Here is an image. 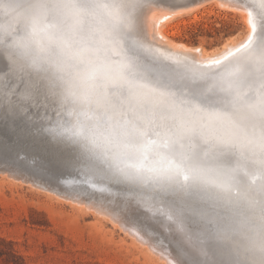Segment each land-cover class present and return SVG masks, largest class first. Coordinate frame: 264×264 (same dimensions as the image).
<instances>
[{"label":"snow or ice","instance_id":"1","mask_svg":"<svg viewBox=\"0 0 264 264\" xmlns=\"http://www.w3.org/2000/svg\"><path fill=\"white\" fill-rule=\"evenodd\" d=\"M178 7L0 0V55L15 63L0 76V126L60 146L75 183L116 188L147 214L142 229L171 234L172 264H264V0L258 20L248 11L257 42L200 74L146 44V13Z\"/></svg>","mask_w":264,"mask_h":264},{"label":"rangeland","instance_id":"2","mask_svg":"<svg viewBox=\"0 0 264 264\" xmlns=\"http://www.w3.org/2000/svg\"><path fill=\"white\" fill-rule=\"evenodd\" d=\"M228 7L203 1L191 13L169 19L165 29L178 43L214 50L231 37L239 40L248 28L243 13ZM0 264L166 263L90 208L0 171Z\"/></svg>","mask_w":264,"mask_h":264},{"label":"bare ground","instance_id":"3","mask_svg":"<svg viewBox=\"0 0 264 264\" xmlns=\"http://www.w3.org/2000/svg\"><path fill=\"white\" fill-rule=\"evenodd\" d=\"M187 1H192L188 5L190 6L189 8L164 11L160 9H152L151 11H148L146 13L145 27L146 31L148 32V40L146 41V44L154 54L160 57L167 58L169 61L179 60L180 63L186 66L189 70L194 73L200 74L205 71L204 65H206L209 60L219 58L228 50H234L242 43L247 42L250 36H253L252 39L257 36L258 23L257 31L255 34H253L251 25L248 23L250 19L248 16V11H252L253 18L258 20V12L260 11L261 0H257V3L253 0H243L241 2L245 5L244 7H236L237 0H223L224 3L222 2V0H213L218 5L226 8H229L228 6L231 7V5L228 4H231L232 2L235 6H233V8L231 7V9H238L243 13V18H245L248 26L245 35L239 40H235L231 37L223 46L211 51H208L204 47L202 49L199 48V51H197L198 48L190 47L183 43H178L171 38V32L165 29L169 19L177 18V15L182 16L181 14L184 15L188 14L189 12L191 13L196 8L198 9L199 6L202 5L203 1L204 3H206V0ZM179 4L180 3H178V5ZM184 5L185 3L183 5L181 3L179 6L183 7ZM139 14L140 13H136V15ZM164 16H168L169 19L164 20ZM0 167V171L4 172L5 175H11L15 178H18L21 182L31 184L38 189L44 190L48 193H52L60 198L73 202L76 205L78 204L83 207L90 208L92 212L96 214L98 213L105 219L112 222L116 227L121 228L132 238L146 245L148 249H150L156 256L162 259L166 264H172L175 257V252L173 250V245L169 243V241L172 239L171 234L165 233L166 235H163V233L158 231L156 228L149 226L150 230L155 233L154 235H150L149 232H146L137 223L138 218L135 217L134 212L132 211L133 209L120 207L119 201L116 199L114 194H110V196L107 197L91 195L81 197L80 199H74L72 196V193L74 192L67 191L66 189H61L52 183H48L41 177L34 175L32 171H26L23 168V165H16V167L14 166L13 168L5 166ZM145 223L148 224L147 221H145Z\"/></svg>","mask_w":264,"mask_h":264},{"label":"water","instance_id":"4","mask_svg":"<svg viewBox=\"0 0 264 264\" xmlns=\"http://www.w3.org/2000/svg\"><path fill=\"white\" fill-rule=\"evenodd\" d=\"M185 1L187 0H177V3H183ZM253 1L257 3V0ZM2 17L3 13H0V18ZM258 37L259 24L257 36L252 39L253 44L257 42ZM251 47H253V45H249V48ZM14 70L15 63L7 59L5 56L0 55V76L4 73H11ZM37 111L42 113L44 108L41 107ZM20 155H22L23 158H20ZM59 155H62L61 147L47 142L46 139L17 136V134L10 131L7 126H0V166L13 168L14 166L16 167V165H23V168L26 171H32L34 175L41 177L43 180L52 183L61 189H66L67 191L76 192L78 190L86 189L91 195L104 197L114 194L119 201L120 207H124V198L116 188H109L107 184H101L98 182V187H105L108 189L107 191L100 192L75 183L76 181L84 179V177L77 172L64 168L58 164L56 161ZM132 211L137 218H143L147 215L142 209H133ZM147 222L149 226L156 228L163 233V235L168 233L164 228L155 224L153 221Z\"/></svg>","mask_w":264,"mask_h":264}]
</instances>
